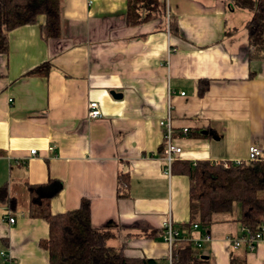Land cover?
<instances>
[{"label": "crops", "instance_id": "obj_1", "mask_svg": "<svg viewBox=\"0 0 264 264\" xmlns=\"http://www.w3.org/2000/svg\"><path fill=\"white\" fill-rule=\"evenodd\" d=\"M166 4L177 32L167 18L128 25L127 0H60L57 38L41 36L42 16L9 32L8 53L0 54V187L16 207L0 198V264H48L40 246L48 225L28 215L27 185L49 180L59 186L53 214L88 199L108 245L165 260L163 222L189 219V179L166 174L161 159L159 122L169 110L177 161H244L252 144L264 157V60L248 58L251 12L236 0ZM44 62L47 75L27 74ZM202 79L209 86L199 96ZM92 101L99 118L87 117ZM122 175L128 186L118 195ZM238 218V208L213 214L212 241L201 252L208 264H230L234 255L264 264V238L253 250L230 245L241 234Z\"/></svg>", "mask_w": 264, "mask_h": 264}, {"label": "trees", "instance_id": "obj_2", "mask_svg": "<svg viewBox=\"0 0 264 264\" xmlns=\"http://www.w3.org/2000/svg\"><path fill=\"white\" fill-rule=\"evenodd\" d=\"M236 4L251 12L245 25L248 58L264 60V0H236ZM166 14V0H127L128 25L163 19ZM39 16L44 18L41 36L44 39L59 37L60 0H0V54L8 53L10 31L36 23ZM168 22L170 31L177 32L173 15H169ZM49 69L50 65L44 62L27 74L47 75ZM208 86V79L200 80L198 95L202 96ZM171 172L184 174L189 179V219L178 227L197 224L200 232H209L213 214L232 212L233 208L239 209L238 220L251 234L264 225V157L238 163L199 160L192 164L174 160ZM119 178L118 195L121 191L125 193L128 186L127 175ZM58 190L55 180L27 185L28 215L42 218L48 225V235L40 241V246L47 251L48 264H168L167 259L129 257L123 248L108 245L109 232L92 225L88 199L83 198L76 209L53 214L50 199ZM0 198L8 208L15 209L16 201L8 195L5 186L0 187ZM160 233L163 234L162 228ZM199 250L192 242H177L172 248L171 264H208ZM230 264H246V261L234 255Z\"/></svg>", "mask_w": 264, "mask_h": 264}, {"label": "built area", "instance_id": "obj_3", "mask_svg": "<svg viewBox=\"0 0 264 264\" xmlns=\"http://www.w3.org/2000/svg\"><path fill=\"white\" fill-rule=\"evenodd\" d=\"M167 20H169V15L166 16ZM181 95H184V92H181ZM87 117L88 118H99L101 117V111L99 109V105L97 102L92 101L88 103L87 107ZM160 126L164 129V141L161 150V159L165 162V173H171V165L175 160V157L178 156L181 152V148L173 143L172 140V120H171V112L169 110L166 119L161 120ZM182 131L186 133L188 128H183ZM35 150H31V153H34ZM260 148L254 144L250 145L248 148V157L247 160H257L260 154ZM237 163L240 161H236ZM8 222L10 224L15 223L14 217H9ZM163 234L162 239L168 246V254H167V263L171 264L172 257V248L174 244L181 241L192 242L193 245L197 249L203 248L206 244L212 241V236L210 232H200L199 226L197 224H192L188 227H178L175 226L171 220H166L163 222ZM264 238V225L261 227L259 231L255 234H251L249 230L245 227H242L241 234L239 236L229 238L230 245L237 249L241 245H245L248 250H253L256 246L257 242ZM11 258H8L10 262ZM10 264H14L10 262Z\"/></svg>", "mask_w": 264, "mask_h": 264}, {"label": "water", "instance_id": "obj_4", "mask_svg": "<svg viewBox=\"0 0 264 264\" xmlns=\"http://www.w3.org/2000/svg\"><path fill=\"white\" fill-rule=\"evenodd\" d=\"M111 94L115 97V98H121L120 94H117L115 92H111ZM205 258H207V256H204Z\"/></svg>", "mask_w": 264, "mask_h": 264}, {"label": "rangeland", "instance_id": "obj_5", "mask_svg": "<svg viewBox=\"0 0 264 264\" xmlns=\"http://www.w3.org/2000/svg\"><path fill=\"white\" fill-rule=\"evenodd\" d=\"M203 249H204V248H201L199 251L202 252Z\"/></svg>", "mask_w": 264, "mask_h": 264}]
</instances>
